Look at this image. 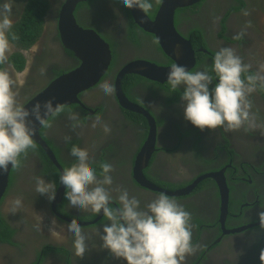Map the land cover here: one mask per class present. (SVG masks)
Here are the masks:
<instances>
[{
    "label": "flooded vegetation",
    "instance_id": "af4514ba",
    "mask_svg": "<svg viewBox=\"0 0 264 264\" xmlns=\"http://www.w3.org/2000/svg\"><path fill=\"white\" fill-rule=\"evenodd\" d=\"M33 1L42 6L40 32L27 49L18 46L9 36L10 47L0 64V71L7 72L13 81L16 101L21 105L55 77L79 64L60 36L59 15L66 0H11V30L17 23L23 26L24 10ZM42 1L46 3L44 9ZM160 1L151 0V8L144 10L150 18ZM244 1L245 5L237 10L234 8L240 5V0H202L194 9L189 8L198 3L175 10L174 26L179 34L191 42L198 38L197 34H190L191 30H200L206 45L197 48L204 56L198 62L195 55L196 63L190 71L202 70L205 66L208 69L215 52L227 46L250 66L242 78L264 75V0ZM73 15L79 26L95 30L109 44L111 63L99 82L79 93L80 103L57 109L39 129L61 168L40 145L41 153L26 151L15 166L12 181L0 199V214L13 230L10 241L4 240L7 233L0 238V264H126L100 247L102 241L97 229L102 231L107 218L72 209L59 175L75 163L71 148L76 146L89 153V166L98 175L102 163L112 165L113 183L108 186L113 196L110 208L119 207L118 189H127L141 201L142 207L161 193L134 178V161L150 125L143 114L127 107L130 103L147 110L155 121V148L143 169L149 182L175 192L209 173L221 172L225 177L228 204L223 218L219 190L211 177L199 180L186 195L170 196L191 214L194 251L186 256L184 264H264V221L259 215L264 212V85L257 81L255 90L247 97L249 118L240 128L201 130L183 118L182 88L172 90L167 81L157 82L126 73L121 77L120 86L127 101L117 96L115 83L128 63L141 59L158 65L173 64L154 35L134 23L128 7L119 0H82L76 3ZM15 52H20L25 59L21 69L10 61ZM209 72L215 82L212 68ZM104 82L114 86L111 95L101 94L99 89ZM97 119L100 124L94 127ZM104 125L110 129L107 133ZM36 177L56 184L55 199L50 201L35 191ZM9 196L23 198V207L17 208L16 213H10L5 207ZM234 199H237L235 203ZM43 208H47L56 225L66 227L62 237L57 239L44 232L40 224L37 229L29 225L30 220H26L32 215L29 211ZM62 216L80 222H92L100 216L93 223L79 224L88 245L81 257L73 254L70 221ZM32 220L36 221L35 217Z\"/></svg>",
    "mask_w": 264,
    "mask_h": 264
},
{
    "label": "clouds",
    "instance_id": "9594fccd",
    "mask_svg": "<svg viewBox=\"0 0 264 264\" xmlns=\"http://www.w3.org/2000/svg\"><path fill=\"white\" fill-rule=\"evenodd\" d=\"M119 3L141 10L152 6L151 0H119ZM11 16V0H0V62L6 59L9 36L16 39L11 33ZM249 67L233 48L222 46L212 59L215 82L207 66L190 71L183 64H172L166 80L172 90L182 88L180 97L186 121L201 130L205 127L233 130L249 118L247 97L255 90L257 81L264 85V75L242 78V73ZM12 85L8 73L0 71V173L9 165H17L21 153L34 148V130L29 127V119L33 115L39 119V102L31 110L18 104ZM99 90L103 95H111L114 86L104 82ZM44 107L51 108V100L45 101ZM96 124H100L99 119L93 126ZM103 128L106 133L110 131L107 125ZM71 155L75 163L63 170L59 182L66 189L64 195L72 209L107 218L108 223L102 224V231L97 229L102 241L100 247L107 249L113 257L122 258L126 264H184L186 256L194 251V245L191 214L181 203L161 192L142 207L141 201L127 189H118L119 207L112 209L109 203L113 196L108 187L113 183L112 165L102 163L98 175L97 170L89 166L86 150L73 146ZM56 188L54 182L36 177L35 191L46 195L50 201L55 199ZM19 204V199L14 201L13 210ZM259 215L264 221V212ZM69 233L73 237V254L83 256L88 245L76 221L69 222Z\"/></svg>",
    "mask_w": 264,
    "mask_h": 264
},
{
    "label": "water",
    "instance_id": "95a60500",
    "mask_svg": "<svg viewBox=\"0 0 264 264\" xmlns=\"http://www.w3.org/2000/svg\"><path fill=\"white\" fill-rule=\"evenodd\" d=\"M79 1L82 0H66L59 15V31L62 43L65 48L73 52L74 56L79 59V64L75 68L55 77L48 85L23 103L25 107L31 110L32 106L39 102V119H37L35 115L31 116L29 119V127L34 130L33 141L44 149L47 156L59 168H61L60 164L55 159L51 149L40 136L39 129L46 119L59 107L80 103L78 98L79 93L93 87L99 82L108 69L112 58L109 44L95 30L83 28L76 23L73 11L76 3ZM200 1L202 0H161L153 18H150L144 10L139 8L133 7L129 8V10L134 23L144 31L154 35L161 50L172 60L173 64H183L188 70H191L196 63L195 51L191 42L181 36L176 30L174 26V13L178 8L188 7ZM171 65H158L149 60L141 59L128 63L117 77L115 83L117 96L119 98L123 97L127 101L120 86L121 77L126 73L137 74L157 82H165L167 81L166 75ZM49 100L52 102V107L46 109L44 103ZM127 107L143 114L150 125L146 140L134 161L133 175L135 180L152 190L167 193L169 196H177L188 194L195 185H197L199 180L211 177L215 180L219 190L221 215L223 218L228 204V187L225 177L221 172L200 176L198 179L194 180L191 185L175 192H168L160 189L145 178L143 169L147 166L155 148V121L152 115L144 108L133 103H130ZM12 166L13 165H9L4 172L0 173V199L8 186ZM53 206H55V203H53ZM53 211L56 213L55 208H53ZM98 217L92 222H80L62 216L65 220L76 221L80 225L93 223Z\"/></svg>",
    "mask_w": 264,
    "mask_h": 264
},
{
    "label": "trees",
    "instance_id": "16d2710c",
    "mask_svg": "<svg viewBox=\"0 0 264 264\" xmlns=\"http://www.w3.org/2000/svg\"><path fill=\"white\" fill-rule=\"evenodd\" d=\"M37 1V0H35ZM43 3V9L46 6L45 1H42ZM245 1L244 0H240V5L239 6H235L234 10L239 9L240 7L245 5ZM201 3H198L196 5H194L193 7L191 6V8L189 9H194L196 7H198ZM41 3H37L34 2L33 3H29L27 5V7L24 10L23 13V17L21 22L23 23V26H21V23H17V25L19 24V26L15 25L13 26V30H11V33H13L16 36V39H12L10 36V39L15 42L18 46L23 47L24 49H27L36 39L38 33L40 32L41 26L40 23L42 21L41 19V15H42V11H41ZM179 11L184 10L183 8L178 9ZM190 34H197V39H191V45L192 47L195 49V55L198 56L197 61H201V58L204 56V54L197 50V48L199 46L205 48V42L202 38V35L200 33V30L197 29H192ZM196 58V56H195ZM24 57H22V54L20 52H15L11 55L10 61H13L15 64V67L17 69H21L24 66ZM2 62H0L1 64ZM212 65H208V71H211ZM23 105V104H22ZM64 107L61 106L58 109ZM32 150L35 151L37 153H41V148L40 146L34 142V148H30L27 151ZM25 153V152H24ZM24 153H21L19 155V157L17 158L18 163L17 165L20 163L21 159L23 158ZM47 161V164L50 165L49 161ZM17 165H15L17 167ZM15 166H12L11 170H10V175H9V183H11L12 181V174L14 172V169L16 168ZM8 183V184H9ZM237 201V199H234V203ZM7 222L5 221V219L2 217V215L0 214V227H1V231H0V238L3 237V235H5V233H7L4 236V240L6 241H10V237L12 236L13 230L6 224Z\"/></svg>",
    "mask_w": 264,
    "mask_h": 264
},
{
    "label": "rangeland",
    "instance_id": "374dc122",
    "mask_svg": "<svg viewBox=\"0 0 264 264\" xmlns=\"http://www.w3.org/2000/svg\"><path fill=\"white\" fill-rule=\"evenodd\" d=\"M235 2V0H233ZM233 2V3H234ZM257 25H254V28H256ZM7 196V195H6ZM17 199L20 200V204L18 206H15V210H13L14 208V201H16ZM6 209L9 210L10 213H16V209L19 207H23V198L19 197L16 198V196H9L6 200V205H5ZM28 214H32L35 220H32L34 217L32 215H29L27 217L26 214V220H30L29 221V225L34 226L35 229H37L38 224H40V227L43 229L44 232L48 233V234H53L55 238H60L63 235V232L65 230V226H63L62 224L60 225H56L54 222V219L52 217V215H50L49 211L47 210V208H43V209H38L37 211H29ZM23 216V215H22ZM69 226V225H68Z\"/></svg>",
    "mask_w": 264,
    "mask_h": 264
}]
</instances>
